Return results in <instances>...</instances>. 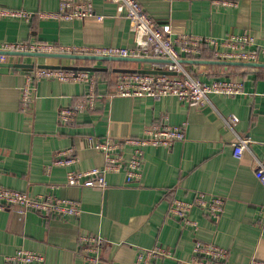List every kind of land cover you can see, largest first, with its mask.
I'll return each instance as SVG.
<instances>
[{"label": "crops", "instance_id": "crops-1", "mask_svg": "<svg viewBox=\"0 0 264 264\" xmlns=\"http://www.w3.org/2000/svg\"><path fill=\"white\" fill-rule=\"evenodd\" d=\"M59 1L0 0V8L34 13L30 22L0 20V42L133 47L130 20L115 4L94 0L96 15L83 21L41 16L57 12ZM137 1L169 38L190 35L222 40L245 35L264 46V0H244L240 7L231 9L215 7L208 0ZM98 16L105 19L98 20ZM18 59L37 65L102 68L94 73L97 92L106 97L67 126L59 120L60 111L75 107L88 93L89 84L43 80L31 105L23 109L22 90L28 72H0V187L33 197L52 194L82 206L79 217L66 219L43 218L35 212L22 214L18 208L0 211V264H12L7 258L21 248L42 255L44 264H89L79 248V238L85 234L106 240L100 264H136L139 249L155 246L171 250L174 258L150 264H185L198 240L226 248L228 264H249L254 257L264 262V187L255 177L256 167L264 165V69L238 71L183 60L204 82L240 80L246 93L213 95L203 105L191 107L175 97H109L116 88L117 72L151 70V63L95 61L89 65L84 60ZM14 60L0 55V62ZM233 116L237 123L232 122ZM164 123H187V139L172 148L145 147L143 176L138 182L128 184L124 173H117L107 177L106 190L67 185L70 170L103 167L105 156L92 147V140L138 139L144 137L146 128ZM240 139H250L251 143L239 160L233 148ZM67 149L75 150L78 163L49 170L57 154ZM124 151L131 158L134 147L126 146ZM198 193L220 196L226 207L218 223L195 209L192 218L199 224L195 232L171 217L169 207L176 197L190 202Z\"/></svg>", "mask_w": 264, "mask_h": 264}, {"label": "built area", "instance_id": "built-area-1", "mask_svg": "<svg viewBox=\"0 0 264 264\" xmlns=\"http://www.w3.org/2000/svg\"><path fill=\"white\" fill-rule=\"evenodd\" d=\"M118 7L130 20L134 45L130 48H85L58 46L40 41L0 42V51L16 53H63L99 56H114L123 58H151L169 61L168 63H153L151 70L172 72L165 74L119 73L116 76V88L109 97L153 98L162 99L175 97L191 107H198L209 101L211 96L220 95L234 97L246 94L244 84L240 80L216 79L204 82L195 76L182 62L185 59L198 60L204 54L211 52L217 61L262 63L264 46H258L252 36L232 35L225 39L203 38L185 35L169 38L162 32L137 0H108ZM218 8H238L244 0H208ZM96 15L94 0H60L59 9L53 13H42L43 18L65 22L83 21ZM34 13L26 10L0 8V20H23L30 22ZM98 16V20H104ZM19 63V57H11ZM37 65V64H35ZM43 80H54L61 83H86L90 85L88 93L73 108L62 109L59 120L69 126L73 124L80 113L93 110L101 95L97 92L96 73L80 70L42 69L35 67L28 72L27 84L22 90V106L27 109L33 99L37 85ZM237 123L238 118L232 117ZM187 123L171 125L155 124L145 129L144 137L116 141L92 140V147L105 156L101 168L88 170H70L67 173V185L80 188H108L107 177L111 174L124 173L126 182H138L143 176L144 148H172L176 143H184L187 139ZM251 143L250 139H240L234 144V156L242 159ZM126 146L134 147L131 158L125 156ZM264 151V143H263ZM79 159L74 149L61 151L55 157L53 166L73 167ZM255 177L264 187V165L255 169ZM226 201L220 196H209L198 193L193 201L174 198L169 207V215L178 220L184 227L197 232L199 224L192 218L195 209L203 210L210 220L218 223L225 213ZM18 208L22 214L35 212L43 218L79 217L82 213L81 203L73 199H64L52 194L32 195L0 187V211ZM106 240L99 235L85 234L79 238V248L85 253L89 264H100L101 250ZM171 250L162 246L139 249L136 264H150L152 261L173 259ZM229 251L215 242L196 241L191 258L185 264H228ZM7 260L12 264H44V258L37 252L21 248ZM249 264H264L254 257Z\"/></svg>", "mask_w": 264, "mask_h": 264}, {"label": "water", "instance_id": "water-1", "mask_svg": "<svg viewBox=\"0 0 264 264\" xmlns=\"http://www.w3.org/2000/svg\"><path fill=\"white\" fill-rule=\"evenodd\" d=\"M1 56L9 57H30V58H50V59H67V60H84V61H101V62H145V63H168L169 61L151 59V58H123V57H114V56H99V55H84V54H63V53H16V52H2L0 51ZM184 62V61H182ZM192 63L199 64H214L221 66H247L254 68L264 67V63H243V62H224V61H202L196 60ZM35 67L42 69H66V70H80V71H90V72H100L103 71L102 68H96L94 66H62V65H49V64H29V63H13V62H0V72L6 71L9 72L11 69L19 71H32ZM117 73H141V74H165L173 75L172 72H162L155 70H135V71H122Z\"/></svg>", "mask_w": 264, "mask_h": 264}, {"label": "trees", "instance_id": "trees-1", "mask_svg": "<svg viewBox=\"0 0 264 264\" xmlns=\"http://www.w3.org/2000/svg\"><path fill=\"white\" fill-rule=\"evenodd\" d=\"M206 56H208V57H206ZM198 60H202V61H216L214 59V57L212 55L208 54V53L207 54H204L203 56H201L200 58H198ZM88 63H91V61H88ZM93 63L94 62H92L90 65H93ZM219 67H228L230 69H234V70H238V71L239 70H245V69H248V68L255 69L254 67H247V66H221V65H219ZM260 69H264V67H262ZM215 75H219V74L216 73ZM99 95H101V97L104 96L103 98L106 97V95H103V94H99ZM98 100H100V98Z\"/></svg>", "mask_w": 264, "mask_h": 264}, {"label": "rangeland", "instance_id": "rangeland-1", "mask_svg": "<svg viewBox=\"0 0 264 264\" xmlns=\"http://www.w3.org/2000/svg\"><path fill=\"white\" fill-rule=\"evenodd\" d=\"M91 63H92V62H91ZM91 63H87V64H89V65H90Z\"/></svg>", "mask_w": 264, "mask_h": 264}]
</instances>
